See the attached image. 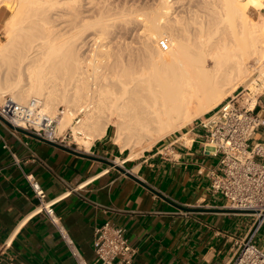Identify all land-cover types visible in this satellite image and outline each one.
Instances as JSON below:
<instances>
[{"label":"bare ground","instance_id":"6f19581e","mask_svg":"<svg viewBox=\"0 0 264 264\" xmlns=\"http://www.w3.org/2000/svg\"><path fill=\"white\" fill-rule=\"evenodd\" d=\"M155 4L0 0L12 10L0 43V102L39 98L62 134L84 112L72 127L79 148L88 150L114 125L116 144L133 158L209 112L256 71L249 86L264 79V17L249 14L255 5L262 15L261 0ZM116 24L129 32L143 24L139 46L120 40L126 30L112 32Z\"/></svg>","mask_w":264,"mask_h":264},{"label":"crops","instance_id":"0c3cea01","mask_svg":"<svg viewBox=\"0 0 264 264\" xmlns=\"http://www.w3.org/2000/svg\"><path fill=\"white\" fill-rule=\"evenodd\" d=\"M8 16L0 8V29ZM256 102L264 116V89ZM106 130L86 151L72 142L63 145L113 165L32 137L0 118V250L11 240L0 264H78L48 216L35 212L39 200L25 173L44 187L89 264H99L95 228L106 221L125 229L136 249L132 264H226L251 220L238 228L228 225L234 215L225 211L229 201L210 187L220 155L204 151L199 121L133 158L114 141V125ZM256 137L264 138V131Z\"/></svg>","mask_w":264,"mask_h":264},{"label":"built area","instance_id":"2783aa9c","mask_svg":"<svg viewBox=\"0 0 264 264\" xmlns=\"http://www.w3.org/2000/svg\"><path fill=\"white\" fill-rule=\"evenodd\" d=\"M162 45L166 47L164 42ZM259 93L249 86H239L199 118L204 131V151L220 155L218 170L210 172L211 189L229 201L225 211L251 218L249 233L235 239L233 254L226 264H264V249L255 241L264 224V139L256 137L259 131H264V116L256 111ZM0 118L6 124L60 144H65L72 135L71 130L59 133L58 120L42 109L37 97L19 103L5 96L0 102ZM78 120L77 117L75 122ZM4 147L8 145L5 143ZM24 176L39 200L35 212L48 216L78 264H89L57 215L53 201L46 200V191L36 176L33 173ZM10 246L11 240H6L0 252ZM93 248L99 264H132L136 254L125 229L110 221L95 228Z\"/></svg>","mask_w":264,"mask_h":264},{"label":"rangeland","instance_id":"374dc122","mask_svg":"<svg viewBox=\"0 0 264 264\" xmlns=\"http://www.w3.org/2000/svg\"><path fill=\"white\" fill-rule=\"evenodd\" d=\"M96 1H98V0H95V2ZM107 1H110V2H112V3H118L119 5H121L122 6V3H123V6H125V5H127V6H139V7H149V6H154V5H156L155 4V0L153 1H151V0H149V3H147V1H145V0H107ZM130 1V2H129ZM159 1V0H158ZM157 0H156V3L158 2ZM262 2H263V6H262V11H261V13H262V15H260V10H259V8L260 7H257V6H251L250 7V12H249V14H250V16L253 18V19H255V20H261V19H263V17H264V0H261ZM137 2V3H136ZM153 2V3H152ZM127 3V4H126ZM143 4V5H142ZM0 8H4V9H6L7 11H8V15L10 16L11 15V13H12V10H11V8H8V7H6V6H1ZM93 8V7H92ZM257 8V9H256ZM94 9H96V10H94ZM93 10H94V12H93ZM92 13V14H91ZM96 13H97V8L96 7H94L93 9H91L90 8V10L87 12V14H88V16L91 18H93V17H95V15H96ZM259 15V16H258ZM8 16V17H9ZM7 17V18H8ZM7 18L5 19V21H4V23H3V25H2V27H1V29H0V43L1 42H3V41H5L6 39H7V35H6V30H7V26H6V20H7ZM121 24V23H120ZM116 27H114V29H115V31H114V29H112V32H118V33H121V35H122V33H123V31H124V28H125V30H126V32L124 31V34H123V36L122 37H120V40H122L123 42H128V41H130V39L131 40H135L134 41V43H132V45L134 44V47H137V45L139 46V40H140V37L143 35V33L141 32V30H142V26H143V31H145V29H144V25L143 24H139V26H141L140 28L137 26L136 28H137V30H135V32H134V30H131L130 32L128 31L129 29H128V27H125V26H122V25H120L121 27H122V31H121V27H119L118 28V26H117V24L115 25ZM116 28H117V31H116ZM140 29V30H139ZM120 31V32H119ZM138 31H139V34H137L138 33ZM132 32V33H131ZM136 33L137 34V37H136V34H135V37L136 38H134V33ZM141 32V33H140ZM128 35H127V34ZM127 35V37L125 36L124 37V35ZM90 35H92L93 36V34H91L90 33ZM120 35V34H119ZM131 37V38H130ZM125 38V39H124ZM138 39V40H137ZM125 40V41H124ZM136 40H137V44L135 43L136 42ZM139 43V44H138ZM136 45V46H135ZM251 62H252V64L254 63V60H251ZM255 65H257V64H255ZM258 75V72L256 71L255 72V75H253V76H251L250 77V79L247 81V82H245V83H243V84H240L239 86H241V88L242 87H245V86H249V83H251V81H254L255 79H256V76ZM255 84V85H254ZM264 79H261V78H259V80H257L255 83H253L252 85H251V89H253V90H256V91H258V92H261V91H263V89H264ZM238 86V87H239ZM237 87V88H238ZM233 93V92H232ZM231 93V94H232ZM230 94V95H231ZM7 96H10V95H7ZM11 97V96H10ZM12 98V97H11ZM59 110L60 111H63L64 109H65V106L64 105H62V104H60L59 105ZM79 113V114H78ZM84 116V112H77V114H75V116L73 117V120H72V125L70 126V127H68L65 131H63V133L65 134L66 132H69L70 133V130L72 129V132H73V136L71 135V136H68V138L66 139V141L67 142H72L74 145L76 144L75 143V140H74V137H75V134H74V131H73V126L75 125V121H76V118L78 117V118H82ZM204 116V115H203ZM203 116H201V117H203ZM201 117H198V118H196L194 121H196V120H198L199 121V118H201ZM192 123V122H191ZM59 125V124H58ZM115 128V127H114ZM58 129H59V133H60V127L58 126ZM62 132V131H61ZM264 139V138H263ZM115 141V140H114ZM253 142V141H252ZM251 220V218L250 217H247V216H245V215H238V214H234L232 217H228L227 218V223H228V225H231V226H233L234 228H238V227H240V226H242L244 223H248L249 221ZM256 243L259 245V246H261V247H263V249H264V224L262 225V227H261V229H260V231H259V233H258V236H257V239H256Z\"/></svg>","mask_w":264,"mask_h":264},{"label":"water","instance_id":"95a60500","mask_svg":"<svg viewBox=\"0 0 264 264\" xmlns=\"http://www.w3.org/2000/svg\"><path fill=\"white\" fill-rule=\"evenodd\" d=\"M10 126H12V125H10ZM12 127H14V126H12ZM14 128L17 129V130H19L20 132H23V133L29 134V135H31L32 137H35V138H38V139H41V140L47 141V142H49V143H51V144H54V145L59 146V147H61V148H64V149H66V150H68V151H70V152H72V153H74V154H78V155H82V156H88V157H92V158L100 159V160H103V161H105L106 163L111 164V165L114 164V162L111 161V160H108V159H105V158H98V157L89 156V155H87V154H85V153H83V152H81V151H78V150H76V149H74V148H70V147H67V146H65V145H63V144H60V143H56V142H53V141L47 140V139H45V138H43V137H40V136H38V135H36V134H34V133H32V132L26 131V130H24V129L17 128V127H14Z\"/></svg>","mask_w":264,"mask_h":264}]
</instances>
